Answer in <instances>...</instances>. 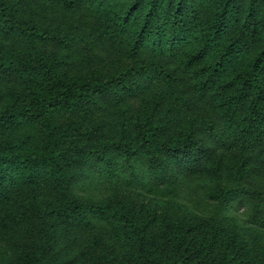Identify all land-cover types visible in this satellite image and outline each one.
<instances>
[{
	"label": "trees",
	"instance_id": "trees-1",
	"mask_svg": "<svg viewBox=\"0 0 264 264\" xmlns=\"http://www.w3.org/2000/svg\"><path fill=\"white\" fill-rule=\"evenodd\" d=\"M44 1L94 23L47 27L24 17L20 0H0V201L26 192L48 242L63 226L105 222L111 264H264L256 236L242 244L185 207L169 212L131 189L101 202L72 195L87 166L133 179L139 164L156 181L214 183L211 200L244 197L264 172V0L245 9L240 0ZM103 45L105 67L67 71L92 65ZM69 263L32 255L22 264Z\"/></svg>",
	"mask_w": 264,
	"mask_h": 264
},
{
	"label": "rangeland",
	"instance_id": "rangeland-1",
	"mask_svg": "<svg viewBox=\"0 0 264 264\" xmlns=\"http://www.w3.org/2000/svg\"><path fill=\"white\" fill-rule=\"evenodd\" d=\"M123 1L128 5L132 0ZM240 6L245 9L246 0H240ZM19 8L24 17L47 27L66 23H78L85 27L94 23L87 17L81 18L78 13L52 14L44 0H20ZM259 14L264 23V6L260 7ZM4 44L16 51L25 46L19 40H9ZM111 56L107 46L103 45L94 52L92 65L72 63L67 71L85 73L94 66L105 67ZM95 120L106 122L108 113L96 111ZM3 139L8 137L3 135ZM134 169L138 178L125 175L119 179H108L97 167L87 166L76 176L72 195L86 202H101L116 190L131 189L144 197L165 202L169 212L173 211V207L175 211L178 206L185 207L214 222L242 244H250L251 238L256 236L264 246V172L254 174L250 184L245 186L242 199L215 201L210 198L214 183L174 177L160 182L148 175L139 164ZM37 192L45 200L54 197V192L45 183L37 186ZM46 223L32 211L30 198L24 191H13L7 200L0 201V264H22L32 255L60 262L72 261L71 264H111L108 254L112 257L114 254L105 222L91 219L85 230L74 224L63 226L54 231L51 242L45 234ZM91 246L98 250L92 251Z\"/></svg>",
	"mask_w": 264,
	"mask_h": 264
}]
</instances>
